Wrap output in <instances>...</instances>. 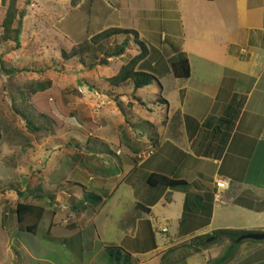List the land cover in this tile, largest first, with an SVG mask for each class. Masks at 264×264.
<instances>
[{"label": "crops", "instance_id": "0c3cea01", "mask_svg": "<svg viewBox=\"0 0 264 264\" xmlns=\"http://www.w3.org/2000/svg\"><path fill=\"white\" fill-rule=\"evenodd\" d=\"M72 1L70 14L90 25L79 42L110 28L134 30L148 50L136 68L157 80L137 90L132 81L113 86L108 80L106 87L111 90L106 91L111 95H101L102 108L119 114L118 125L111 133L99 128L93 139L99 145L91 147L88 139L85 148L91 151L69 161L81 169L76 180L62 175L67 189L49 190L39 175L37 180L56 195L58 206L69 205V218L83 223L91 209V222L76 226L71 244L77 242L76 250L91 249L83 239L95 241L94 213L99 214L123 189L132 198V214L120 221L118 227L124 233L114 246L130 253L138 264H222L220 258L230 241L208 244L211 238L203 245L200 237L219 229L264 232V0H74L75 6ZM110 39L116 40L117 47L128 40L125 51L114 55L118 60L134 49L121 66L140 53L132 34ZM178 52L190 61L191 75L186 80L175 77L170 67L169 59ZM126 83H131L136 102L148 105L150 100L165 106L163 120L154 119L151 111L145 116L133 113L130 121L117 106L118 99H125L118 88ZM107 102L116 104L115 110ZM139 123L153 126L154 136L144 141L142 134L137 135L135 124ZM78 148L84 151L82 144ZM149 149H153L149 158H137ZM114 156L121 167L115 164L110 171L107 163ZM92 158L93 162L87 161ZM58 170L64 168L53 170L55 178H60ZM153 173L191 185L186 189L151 186L147 180ZM220 178L228 179L230 188L217 197ZM85 192L96 193L102 201L89 205L83 201ZM187 194L189 210H185ZM8 215L3 214L2 229ZM244 240L235 253L240 256L244 249L251 254L242 259L234 254L226 264L264 262V257L254 258L258 252L263 254L264 243ZM106 246L99 249L104 251Z\"/></svg>", "mask_w": 264, "mask_h": 264}, {"label": "rangeland", "instance_id": "374dc122", "mask_svg": "<svg viewBox=\"0 0 264 264\" xmlns=\"http://www.w3.org/2000/svg\"><path fill=\"white\" fill-rule=\"evenodd\" d=\"M19 5L20 9L26 10V15L23 19L21 46L16 48L14 42H4L1 39L2 23L9 0H0V57L7 66L24 70L11 78L0 71V264H113L110 256L99 248L103 245L117 244L124 233L119 230L118 225L121 220L132 214V198L122 193L123 189L116 192L99 214L94 213L92 230L96 232L95 241L83 239L84 244L91 247L83 251L80 248L76 250L77 242L73 239L74 242L71 244L70 236L73 233L76 235V226L86 227L87 221L89 225L91 209L85 222L77 223L76 217H68L71 214L69 205L68 208L66 205L55 206L53 212H56V215H52L49 207L50 213L40 224L37 234L22 233L18 231L13 214L18 196L10 190L3 195L2 185L5 188L10 182L18 183L24 190L30 180L33 178L37 180L42 174L47 189L62 190L69 187L61 179L62 175H67V179L76 180V174L81 167H77L76 163H70L71 159L78 161L76 155L81 158L80 153L91 151L90 147L85 148L88 139L91 147L99 145L97 140H93L99 128L105 127V131L111 133L118 125L119 114L102 108L104 102L101 95H111L106 91L111 90L109 85L106 87L108 79L130 58L134 49L131 48L125 57L118 60L114 57L117 42L110 39L103 42L100 47L92 46L91 53L64 59L62 51L65 50L69 54L73 46L79 43V37L90 28L89 24L80 21L81 17L77 14H70V0L68 2L29 0V3L27 0H19ZM103 58L107 60L106 64L100 63ZM36 78H49L52 86L45 91L28 94L27 102L23 105L33 115L42 113L50 117L53 120L50 124L56 129L54 136L31 134L24 120L14 113L12 107L14 102L8 96L10 84L21 86L25 81ZM88 84L94 85V88H90ZM130 84L126 83L118 88L122 99L125 97L122 101V110L126 112L124 114L129 120L131 121L133 113L145 116L151 111L154 119L163 120L166 115L165 106L157 101L150 103V100L146 101L149 106L136 102ZM18 103L21 104L19 101ZM107 104L108 107H112L110 109L115 110L116 104L108 102ZM102 120L106 121L105 125L102 124ZM135 125L138 128L137 135L142 134L144 141L149 135L154 136L153 126L146 123ZM122 130L120 128V131ZM131 141L134 142L132 137ZM79 144L83 145V152L78 151ZM110 159L111 161L107 163L110 171H114L115 164L121 167L119 158L114 156ZM87 161L94 160L92 158ZM83 165L92 166L87 162ZM57 167L64 168L56 172L60 178L53 175V170ZM7 212L9 221L2 229L3 214ZM244 241L259 242L262 245L264 243V240L255 239ZM243 250L240 256L237 252L234 254L240 259L251 254L250 250ZM260 257H264V252L261 256L259 252L254 255L255 259Z\"/></svg>", "mask_w": 264, "mask_h": 264}, {"label": "trees", "instance_id": "16d2710c", "mask_svg": "<svg viewBox=\"0 0 264 264\" xmlns=\"http://www.w3.org/2000/svg\"><path fill=\"white\" fill-rule=\"evenodd\" d=\"M74 1V0H73ZM75 6V2H73ZM29 3V0H27ZM26 15L25 9H20L19 0H9V6L6 11V15L3 20V34L1 36L2 41L4 42H14L16 48L21 46V34L23 19ZM117 34H132L136 44L139 46L140 53L130 59L127 63L123 64L119 71L108 80L113 86H120L127 81H132L134 89H140L146 86L151 85L156 81V77L148 72L137 70V65L139 62L144 59L148 53L147 46L144 42L139 40L138 33L134 30H128L123 28H110L104 30L90 39H86L78 44L73 46L71 52L68 54L65 50L62 51V57L64 59L69 58V56L85 55L87 52L91 53L92 46L100 47L102 42L107 41L114 35ZM128 46V40H124L120 47H117L114 51V55L122 54L126 47ZM170 67L172 73L175 77L186 80L191 75V67L188 56L183 52H178L171 59H169ZM0 71L7 75L8 77H15L19 75L22 69L7 66L5 61L0 57ZM52 86V81L49 78H36L25 81L21 86L11 85L8 87V96L12 99L13 111L16 116L21 117L26 125V128L30 130L35 136L44 135L49 137L54 135L55 128L51 125L53 120L50 117H47L45 114L33 115L23 104L27 102V95L36 94L42 91L49 89ZM18 101L21 103L19 104ZM117 106L122 110V101L117 100ZM126 114V112H124ZM211 119H208V123ZM8 126L12 127L10 124ZM29 140V138H26ZM138 155V154H137ZM79 160L80 156L76 155ZM74 157V159H75ZM138 158V156H137ZM139 159V158H138ZM148 184L151 186H164L175 188H184L186 189L191 184L183 180L171 179L162 174H151L147 180ZM5 185V184H4ZM14 191L18 196V202L14 209L18 231L22 233H32L33 235L37 234L39 231V224L46 212H48L47 206L50 205L52 211L55 209V206L59 205L56 202V195L53 192L46 190L39 180L34 178L30 180L24 190L20 187L18 183H8L5 188L2 185V194L4 195L6 191ZM83 201L87 202L89 205H98L102 198L94 192H85L83 196ZM190 197L187 194L185 201V210H189ZM49 207V206H48ZM251 232L244 230H233V229H219L215 230L207 236L200 237L203 245H206L205 241L207 239L212 240L208 243H219L226 239L230 241V246L220 258V263H228L235 253L236 246L241 242H237V238L248 234ZM104 252L110 256L113 264H138V260L134 258L130 253L125 252L123 248L119 246H106ZM259 264H264L261 262Z\"/></svg>", "mask_w": 264, "mask_h": 264}, {"label": "built area", "instance_id": "2783aa9c", "mask_svg": "<svg viewBox=\"0 0 264 264\" xmlns=\"http://www.w3.org/2000/svg\"><path fill=\"white\" fill-rule=\"evenodd\" d=\"M153 153V149H149V150H144L140 153H138V158L140 160H145L147 158H149ZM216 187L218 189L217 191V197L220 196V193L223 191V190H227L230 188V181L228 179H223V178H220L216 181Z\"/></svg>", "mask_w": 264, "mask_h": 264}, {"label": "water", "instance_id": "95a60500", "mask_svg": "<svg viewBox=\"0 0 264 264\" xmlns=\"http://www.w3.org/2000/svg\"><path fill=\"white\" fill-rule=\"evenodd\" d=\"M101 64H106L107 63V60L105 58H103L100 62ZM246 238H252V239H255V240H264V232H259V233H248V234H244L240 237L237 238V242H240Z\"/></svg>", "mask_w": 264, "mask_h": 264}]
</instances>
